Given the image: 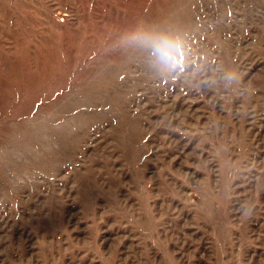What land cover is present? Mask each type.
I'll use <instances>...</instances> for the list:
<instances>
[{
	"label": "rangeland",
	"instance_id": "1",
	"mask_svg": "<svg viewBox=\"0 0 264 264\" xmlns=\"http://www.w3.org/2000/svg\"><path fill=\"white\" fill-rule=\"evenodd\" d=\"M0 264H264V0H0Z\"/></svg>",
	"mask_w": 264,
	"mask_h": 264
},
{
	"label": "clouds",
	"instance_id": "2",
	"mask_svg": "<svg viewBox=\"0 0 264 264\" xmlns=\"http://www.w3.org/2000/svg\"><path fill=\"white\" fill-rule=\"evenodd\" d=\"M156 35H158V34L149 31V29L147 27H141L139 30L134 31L133 33H131L129 35L128 39L141 41V40L152 38L153 36H156ZM154 47L160 53L167 52V50H168L167 42L165 40H162V39H158L156 41V43L154 44ZM229 78L230 79H236L237 78L236 73L235 72L230 73L229 74Z\"/></svg>",
	"mask_w": 264,
	"mask_h": 264
}]
</instances>
